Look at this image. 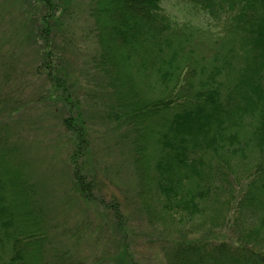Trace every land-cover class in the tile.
Wrapping results in <instances>:
<instances>
[{
    "label": "trees",
    "instance_id": "1",
    "mask_svg": "<svg viewBox=\"0 0 264 264\" xmlns=\"http://www.w3.org/2000/svg\"><path fill=\"white\" fill-rule=\"evenodd\" d=\"M168 1L90 0L100 44L96 67L109 87L103 109L109 105L110 112L103 116L132 130L145 215L178 236L171 264H264L258 228L237 231L236 248L190 238L200 231L202 211L208 222L215 214L226 219L236 187L249 178L235 214L241 229L264 210V0H186L207 17L205 29L174 19ZM38 3V36L46 58H54L58 8L54 0ZM44 64L52 98H64L68 76ZM85 121L81 112L63 121L74 163L85 151ZM8 157L0 151V264H43L47 219L19 158L14 167ZM90 179L73 169L75 188L88 202Z\"/></svg>",
    "mask_w": 264,
    "mask_h": 264
},
{
    "label": "rangeland",
    "instance_id": "2",
    "mask_svg": "<svg viewBox=\"0 0 264 264\" xmlns=\"http://www.w3.org/2000/svg\"><path fill=\"white\" fill-rule=\"evenodd\" d=\"M54 1L60 20L51 33L57 39L54 58H46L38 36L43 16L38 0H0V151L13 165L19 158L25 179L36 189L35 200L47 219L43 264H55L54 259L62 264H171V240L178 236L145 215L130 145L132 130L103 116L110 112L109 105L103 109L109 87L96 67L100 44L90 0ZM185 1L169 0L167 12L181 23L205 29V14ZM44 61L68 76L64 98H52L54 85L46 80ZM79 112L86 120L87 143L74 163L68 142L72 135L63 121ZM77 167L87 181L93 176L90 202L75 188ZM249 181L239 188L234 185L237 199L226 219L215 214L208 222L202 211L200 231L190 238L236 248L237 231L264 232V210L249 213L254 220L243 230L235 216ZM116 212L120 218H114Z\"/></svg>",
    "mask_w": 264,
    "mask_h": 264
}]
</instances>
